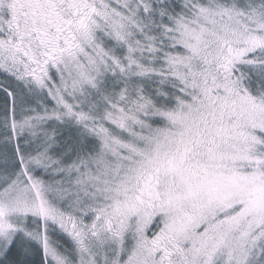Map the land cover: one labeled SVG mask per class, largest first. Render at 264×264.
<instances>
[{"label": "snow or ice", "instance_id": "6c2138e0", "mask_svg": "<svg viewBox=\"0 0 264 264\" xmlns=\"http://www.w3.org/2000/svg\"><path fill=\"white\" fill-rule=\"evenodd\" d=\"M0 264H264V0H0Z\"/></svg>", "mask_w": 264, "mask_h": 264}]
</instances>
